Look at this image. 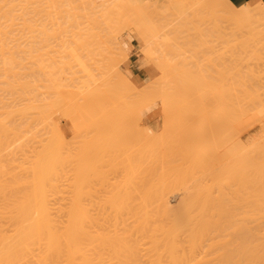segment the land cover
Here are the masks:
<instances>
[{"label":"rangeland","instance_id":"obj_1","mask_svg":"<svg viewBox=\"0 0 264 264\" xmlns=\"http://www.w3.org/2000/svg\"><path fill=\"white\" fill-rule=\"evenodd\" d=\"M3 1L4 0H0V3H2L0 5V7L2 6L0 11V22L3 25L5 23V18L3 20L2 16H5L6 19H8L7 17L9 16H14V19L12 18V21L16 23L18 21L19 22L17 24L12 22L11 24L14 25L12 26L10 24L11 28L8 29L11 30L13 28L12 31H14V33H23V35H19V33L16 34L15 39L17 38V35L18 37L23 36L24 38L23 41L19 37L17 38L18 41L16 40V42L22 40V43L20 42L19 45H21V48H23V50H27L30 43L32 44L30 48L32 50L33 45L36 44L37 46H39L40 49H38V47H34V50H39V54L37 56L43 66L41 70L43 78H45V66L53 63L56 73L55 77L58 80L61 79L62 82L59 83L58 81V84L55 86L53 91L54 93L52 95H48V93L46 94V89L43 86L45 85L44 82L42 86V83L39 85L31 83L28 76L30 75V73L33 74V71H28L31 68L34 70L36 66L32 62L28 61L29 59H31L28 55L30 49H28V53L25 50V55L27 54L26 56L29 57L27 58L25 56V60H27L26 62H24L25 67L26 65L27 68L28 65L29 67L33 65V67L27 69L26 74L28 77V82L26 78L24 83L27 84V86L23 87L22 85V87L25 89V92L27 91V94L24 93L23 95L22 93V97H19V95L17 97V95H15L16 98H13L9 94L7 96L6 92H0V125L2 124L1 122H3V124L7 126V129L9 128L8 131H10L11 129V133H13V127L11 128V126H14V131H16L15 134L10 135L9 138L6 135L7 133H9L7 130L6 133H3V135L5 134V136H7L8 140L7 138L3 139V137L0 136L3 140L9 142L5 143V145L1 147L3 151L1 150L0 152L3 156L0 154V159L4 158L3 160H7L5 158H9V156H7L9 154L10 156L12 155L11 159H13L12 157L14 156L13 161L15 160L14 162H12L11 159H8L10 160V162H12L14 167L10 166L9 162H7L8 160L5 161V165L10 167H6L4 165V161L0 160V163L2 162V164L0 165L1 168L3 166V168L0 169V172L5 167L6 172L7 168L8 170H10V168H13L11 170L13 171L12 173H14L13 175H15L16 178H26L25 181L22 180L23 184L26 181L28 182L27 179H33V175L36 176L33 169H31V172H29L28 169L26 170L31 174L33 172V178L31 177V179L30 177L27 178L26 175L28 173L26 171L24 173L23 170L25 169V167L28 168L29 166L30 168V166L36 167L38 165H35L33 161L37 160L35 159L37 154H41L39 153L41 148V152L43 151V149H45V146L49 141L47 140V138L49 139L48 136L50 135H48V132L51 133L50 131L53 122L57 123L58 120H60V113H67L66 110H63L62 112L60 110V108L65 109V106L68 105L66 103V105L64 104L62 106V104L65 103L64 100H71L69 105H72L74 107V111L79 108L78 105H84V101L86 100L87 106H89L88 108L90 109V107L92 108V106H96L95 109L98 110L100 115L111 114L114 116H118V118L115 120L114 126L106 131L108 139H104L105 141L101 139L103 141L100 142L99 137L101 133L97 128H94L93 131H90L86 127L81 126V129L77 128V130L75 129V131L70 130L71 132H73L72 135L70 134V131L66 132L69 133L70 138L68 135L64 136L65 133L62 134V137H64L63 143L67 136L69 138V142H67V140L65 141L67 145L62 144L63 147H68L66 148V150L65 148H63V151H66V153H64V156L65 154L68 155V157H65L66 160L70 157L75 159V157L77 158L80 155L81 150L83 149V141L92 139L90 145H93L94 148L95 146L98 147L100 145H103L101 149V151H103H100L99 156H101L102 154L103 156L107 157H103L104 160L101 158V161L97 160L102 163L101 166L98 164L99 162L97 163V161H93L97 159L95 157V154L93 155V153L96 152L95 149L92 148L93 146L91 147V149L94 150V152L93 150L91 151L93 157L91 156L90 151L87 153L88 157L91 156L90 159L86 157L87 161H89L88 164L94 165V163L96 162L98 164H95L96 167L99 166V168H95L94 166L91 168L95 169V172L92 170V172H94L95 174L99 173V175L97 174L99 179H95L97 175L94 176V173H88V178H90L89 183L92 187L91 191H95L96 189V192L100 193V191L102 190L107 191L111 189L112 186H118L120 184L123 185L122 183L124 182V178L126 177V169H129L130 166L127 165L128 163H124V159L126 160L128 158H122L125 155V153H121L122 151L126 152L128 155L136 154V158H134V155L133 157L131 155L134 160H137L139 155L140 157H142V153V155L144 156L146 153L151 152V154L149 153L145 155L147 157H142L143 160H139V163L142 164L140 170L139 168H135L131 165V167L137 169V172L138 170L140 172H138L139 174L136 172L137 175L135 177L137 179L135 178V180L132 182L133 184L130 185L135 187V189H131L132 193L136 194L143 192V190H141V185H145L144 183H147L152 187H150L151 189L148 190L149 193L151 192L152 194H154V196L162 193V195H164L166 199L168 198V202L170 201V198L178 192L179 194L181 192H186L185 194L190 193V198L188 196H184L186 201L184 199L181 200V198H183L181 197L180 200L175 202V204L177 202L183 204V201L187 203L188 198L189 201H191V197H193L194 199V197L199 196L198 198H195L199 201V205H195V211H199L201 210V208H203L202 210H204V208H207L204 210V212L210 210L211 208H214L215 210V203L217 204V202H221L222 206L224 203V205L226 206L225 208L232 212L231 209L234 207V205L239 203L238 206H236L238 210L234 207V209L236 210L232 209L233 212H238V214L241 215L239 211L242 212L241 210L244 211V209L248 208L247 211H249V216L247 213L246 214L249 217V221L248 219L247 221L244 220L242 218V215V217H240L244 222L248 223L247 227H249V229L257 227L258 231L256 232V239L259 243L264 244V71H262L264 70V42L263 44H261L262 46H255L253 44L257 40L262 39V36L264 35V11L261 10L264 8V5L257 2H251L241 8H235L229 3L228 7L226 6L227 9L225 8L224 10V8H221V10H224V13H222L223 10L222 12H220L219 8L221 7V5L223 6V4L219 0H142V2L131 0L134 3V7L136 8L134 10V7H131L134 12L136 10L139 11L138 9L141 10V13L144 11L140 15L136 11V13L139 15V17H136L135 13L136 19H140L144 15L145 19L146 17L148 19L147 21H144L141 18L139 21H143L139 22L134 17L136 21L134 22L138 23V25L142 23L143 25L147 24L149 25V27L151 26L155 28L154 39L153 41H150L151 43L149 42L150 46L149 44L148 46H146L147 44H144V41H147V39H144L146 38V36H148L146 35L147 31L145 29L142 30V28H136L139 31L138 32L134 27V30L136 31L135 32L133 28L132 30H129L128 28L130 25H132L131 22H126L128 16L130 15L129 11L132 10L130 8V10L128 9L129 6L128 4H126L129 2L128 0H19V2L21 3H19L18 0H13L14 2L11 0H6L4 2ZM177 1H182L184 3L185 13H177V11L174 10L177 8V6L174 5V3ZM131 3L129 4L131 5ZM219 3L220 6L218 5ZM21 8L23 9V11H21ZM6 10L11 12L9 13ZM120 11L121 13H119ZM127 11L129 12V15ZM11 13H13V15ZM15 13L18 14L19 20H17L18 16L17 14L15 15ZM245 13L249 14L246 15ZM27 16L31 20H29ZM131 16H134V13L131 14ZM22 17H24L25 19ZM49 17L50 20H48ZM23 19L26 22L23 21ZM125 19L126 21H124ZM26 24H28L29 26L32 24L31 26L33 29L28 25L25 27ZM146 27L149 29L148 32H151V34H153L152 31H150L153 28L150 29L148 26ZM20 28L21 30H25L22 32ZM36 28L39 30H36ZM33 30H35V32H33ZM127 30H129V32H127ZM37 32L40 33V35ZM48 34L51 35H49V38ZM128 34L130 36H132L131 34L134 35V37H131L134 39L131 42L129 41L131 38L127 37L129 36ZM136 35L137 40L135 39ZM140 35L142 37H140ZM150 37L152 38V35ZM33 38L36 39V42L32 40L33 42H35V44H33V42H30V40ZM38 38L41 39V42H39ZM46 38H48V40H46ZM120 38L122 39L120 40ZM122 40L127 42V45L129 47L128 49L129 51L131 50L130 52L127 51V53L125 50H123L122 47L125 48V46H122L120 44ZM146 50L149 51L147 52ZM30 63L32 64L30 65ZM257 66L259 67L257 68ZM244 68L245 70H242ZM235 70L237 79H240L241 83H243L242 81H245L244 83H249L248 87L246 84L241 85L240 81L237 82L238 80L236 78V81H233L232 77L234 75H231L235 74ZM129 72L131 75L129 74ZM251 81H255L256 83H252ZM29 82L31 84H29ZM257 82L259 85L257 84ZM232 83L237 84L236 87H238V84L241 85H239L240 92L239 89L234 87V84ZM254 84L256 86L258 85L257 88ZM27 87L32 88V90H26ZM236 89H238V91ZM245 89L247 92H249V94L245 91V95H241L243 94ZM235 90L238 93L235 92ZM183 91H185L186 93ZM235 93L239 96H237L238 98H240V96L242 98H244V96L247 97L248 95L251 97L254 96L256 102H254V99L251 98V100L253 99L252 106L250 104V106L245 105V107L247 106L248 108L242 107L245 104L244 101H246L247 103H251V100L249 99L250 97H248V99L245 98L246 100L244 99V101L241 100L242 98L238 99L240 100L238 101L236 100L237 97L235 99V97L233 96L235 95ZM184 96L185 98H183V100L180 99ZM186 97L188 98V101H184L185 99L187 100ZM54 99L59 100V111H56L54 116V119L55 117H57L58 119H51L50 116L48 119H45V117L42 116L43 113L41 114L39 112H43V110L45 112L44 108L46 106H43V104L48 105L50 102L52 103ZM257 100H259V103H257ZM235 102H241L239 104L242 105L243 103V105L240 106L236 103V106ZM199 103H201V105H199ZM253 107L256 110L255 112L253 111ZM244 108L247 110L244 111ZM66 109L68 110V107ZM232 109H235L237 112L235 111V113ZM20 110H23L24 112H21ZM52 110L53 109H51V111ZM238 110H240L241 114L238 112ZM248 110H250L249 112L253 111L254 113L249 114ZM5 111H13L14 113L10 115V112L7 113ZM246 113L248 114L246 115ZM237 114L241 115V117H239L238 119L240 120L241 118L240 121L235 120L239 116ZM260 115L262 116L259 118ZM63 116L64 115L62 114L60 118H63ZM242 116H244V118ZM74 119L75 118H73V123ZM45 121L46 123L44 124ZM235 121L238 122L234 124ZM257 122H260V124ZM242 123L245 124L243 125ZM252 125L254 127H252ZM6 126H4L5 129ZM16 127L18 130L15 129ZM202 127L204 128V131L201 130L203 129ZM248 127L252 128L248 129ZM0 129L2 133V129H4L3 125L0 126ZM201 134H203L204 137H201ZM145 136H147V138H145ZM235 136L237 137L234 138ZM238 137L240 143L243 144L246 147L245 149L247 150V157L246 155L244 156V159L246 157V161L248 158V164H246L247 169H245L244 167L243 163H246V161H242V156H238L236 152L234 153L236 148L235 143H238V141H236ZM0 141L1 143H3L1 139ZM108 141H114L116 145L119 146V148L116 149V151L118 150V152L114 150L115 152L113 151V153L111 151V156H109V149H106ZM232 145H235V148ZM258 146L259 148L257 149ZM192 147H194L195 149L196 147L199 149L201 148L200 150L202 158L200 152H198L200 150L196 149L198 150L197 153H199L196 154V150H192ZM144 149L146 150L144 151ZM70 150L71 153L74 152L73 154L75 155V157H73V154V156L69 157V155H71L68 154ZM79 150L80 152L77 156L76 154ZM232 150L234 151L232 152ZM106 151L107 153H109L106 154ZM139 151H141V154H138ZM203 152H205L206 155L203 156ZM103 153H105V155ZM187 153H189L190 157ZM232 154L233 156L235 154V157H233ZM41 156L44 157V155ZM236 156H238V159H236ZM43 157H41V160ZM72 158L70 159L72 160ZM240 158L242 159V163L239 160ZM75 160L72 162L74 163V166L72 165V163H68V168H71L70 166H72V169H69L70 171L68 172L69 174L70 172L73 173H71L72 175H69L70 177L74 175L73 168H75ZM28 161L29 163L30 161H32L33 163H31L34 165H30L31 163L28 165ZM109 161L111 162L109 163ZM143 161L144 164L142 163ZM199 161H202V163H200ZM122 164H126L127 166H129V168L126 167V165L124 166V168ZM133 164L136 165V162H133ZM140 164L137 163L138 166L136 167H140ZM200 164L201 166H199ZM236 166L237 168H239V170V166L245 169L246 172L241 168V170H243L242 173L245 172V175L247 174L246 176L248 178V180L245 179L247 181H244L246 185H243V187H247L244 188V190H247V192L242 193V195H248V205L246 208H241L242 206L240 207L241 204H245V200H243L244 197L242 198V195L241 200L243 203L241 202V200H239L241 192L244 191L242 190L243 187H240L241 185L239 186V184H237L238 180H235V184H237L241 189L240 194L238 195L239 188L237 185H234V182L231 179H236L239 175V172L241 171H238L237 168H235ZM39 167L37 168V171H39ZM97 169H100L99 171H101V175ZM233 169H236L238 171V175L237 173H235L236 178L235 176H231L233 175ZM151 171H153L154 175L151 174ZM6 172L0 173V184L2 186L0 188H3L9 181V177L7 174H12H5ZM90 173L92 175H90ZM243 175L244 174H242L241 176L244 178L245 175ZM99 176H102V178ZM11 179L15 180V178H12V176ZM146 179L149 181H147ZM242 179L241 177L239 179V181L241 180V183H243ZM102 181L103 183H100ZM63 182H65L64 188H60L59 192L61 191L62 194V192L65 191L63 193L66 195L68 194L67 192L70 193L71 190L68 187L69 185L67 186V183L69 184L70 182L66 181V178H64L62 182H59V186L61 185V187H63ZM20 183L22 182L20 181ZM176 183L178 184V187L180 186V189L178 187V189H176ZM191 183L193 184L191 185ZM19 184L15 185L17 187L14 189H17ZM28 184L26 187H28L29 189ZM194 185H196L197 187L195 189L199 191L198 192L194 190L195 192H193L195 194L191 192ZM232 185L234 186L232 187ZM235 186L238 188V191L236 190V192ZM10 187L9 191L11 192V189H13L12 185ZM23 187H25V185ZM14 189L12 190L13 193H15V195L18 194V190L16 193V190L14 192ZM0 190V194L5 193L7 195V191L4 190V188ZM233 190L234 192H232ZM3 191L4 193H2ZM28 191H30V189ZM26 192L27 191H25V194H27ZM29 193L30 192H28V194ZM231 193L237 195V197H235L234 195V198H236L239 202L237 201L236 203L232 201L233 203H231V200H235L233 198V194ZM191 194L194 196H191ZM230 194L232 195L231 197ZM255 194L257 195L255 196ZM8 196H0V235L3 234V236L7 235V237L11 236L10 238H13L17 230H19V228L17 227L14 228V222L17 223V226L19 225L20 215L24 217V215L22 214L23 211L21 209L22 207L24 208V206H19L21 209L20 211L18 210L19 204H16V206H14L17 211L22 213H19V216L15 215L13 218V215L10 214V212H13L11 211L12 209H10L9 211V206L7 207V202L9 201L8 199L11 200L12 197L8 198ZM22 199L24 201L25 198L23 197ZM13 201L15 203V201L17 200ZM198 201L197 203L195 202V200L193 202L198 204ZM204 201L205 203L206 201L208 203L204 204ZM4 202H6V204ZM14 203L12 205L10 204V208L15 205ZM16 203H18V201ZM25 204H27V200L22 205ZM226 204H228V207ZM230 204L232 205V208ZM173 205L174 204H168L167 207H169V209H172L173 207H175V205ZM177 205L176 207L178 210V207L180 205ZM183 206L188 207L189 205L187 206V204H183ZM183 206H180L181 209ZM223 208L222 211L224 210ZM239 208H241V210H239ZM5 209H7V211L9 212H6ZM181 209H179V211ZM185 209L188 210L190 208H184V210ZM220 210L221 209H219V212H222ZM195 211H193V213H195ZM229 211L226 212L229 214ZM15 212L12 214H15ZM201 212L203 214V211ZM219 212L218 214L220 216ZM206 213H204L203 215H205ZM214 215L215 213H213L212 215L213 218ZM223 215L225 214L223 213ZM16 216L18 219L16 218ZM212 216L209 218L213 219ZM23 217H21L22 221ZM237 217L234 218L240 219ZM216 219L214 218V220ZM232 219L233 218H231V222H233ZM236 219H233L234 222ZM207 220L209 219L207 218ZM211 221L213 220H210L209 223H211ZM216 221L218 222V220ZM243 221H241L242 223H240L243 224ZM231 222L227 224H230ZM209 223L207 222V224ZM219 223L220 225H222L221 221ZM235 223L236 225H238L237 222ZM243 225L246 226V224ZM13 230L16 231L14 235ZM18 233H20V230L18 231ZM5 236L4 238H6ZM16 237H14L13 240ZM34 249L35 247H32L31 251H34ZM35 251L34 254L36 253ZM31 255L34 257L36 256V254L33 255V252Z\"/></svg>","mask_w":264,"mask_h":264},{"label":"bare ground","instance_id":"obj_2","mask_svg":"<svg viewBox=\"0 0 264 264\" xmlns=\"http://www.w3.org/2000/svg\"><path fill=\"white\" fill-rule=\"evenodd\" d=\"M4 1H6V0H4ZM11 1H13V0H11ZM128 1H126V2H128V3H126L129 6L128 9L129 8L132 9L131 7H134V3L131 0H128ZM135 1L136 2L137 1L142 2V0L141 1L135 0ZM219 1H221V3L223 4V6L221 5V7L219 8V11L222 12L223 9L221 10V8H224V10H225L226 6L228 7L229 2L227 0H219ZM18 2H19V0H18ZM19 3H21V2H19ZM129 3H131V5H133V6H131ZM1 4L2 3H0V5ZM28 4H30V3H28ZM11 5H10V8H11ZM174 5L177 6V8L174 9L175 11H177V13H185L184 12L185 11V9H184L185 5L182 1H177L174 3ZM218 5L220 6V3ZM20 6H21V4H20ZM1 7H0V11H1ZM15 9H17V8H15ZM135 9L136 8L134 7V10ZM8 10H6V11L10 13L11 11H8ZM134 10L132 9L129 11L130 15H129V12L127 11L128 15L130 17L128 16L127 21H126V19L124 21H126L127 23H128V21H129V23L131 22L132 25L129 24L131 27L130 26L128 27L129 30L130 29L132 30V28L134 30V27H135V29L136 28H139V29L142 28V30L145 29L147 31L146 35H148V36H146V38L144 39V40L147 39V41H144L145 42L144 44H147L146 46H148V44H149V46H150V43H151L150 41H153V39H154L155 28H153L151 26L149 27V25H147V24L143 25L141 23L138 25V23H135L136 17L137 16L139 17V15L142 14L144 11L141 13L140 9H138L139 11L136 10L137 13H139V15H138L136 13V11L134 12ZM224 10L222 13H224ZM261 10L264 11V8ZM21 11H23L22 8H21ZM30 11H28V12H30ZM35 11H37V10H35ZM2 12H3V10H2ZM17 13H15V15ZM119 13H121V11ZM133 13H134V16H131V14H133ZM135 13H136V17H135ZM11 14L13 15V13H11ZM20 14H21V12H20ZM245 14L248 15L249 13H245ZM17 16H18V14H17ZM2 17H3V20L5 18L6 24L4 23V25H3L0 22L1 23L0 24V84L1 85L3 84L2 86L0 85V87H4V86L5 87L0 88V92H3V93L6 92L7 96L9 94L13 98H16L15 95H17V97H18V95H19V97H22V93L24 95V93L27 92V91L25 92V89L23 87L27 86V84H24V83H25L26 78H27V82H28V77H29L30 78L29 81L31 83H35V85L36 84L39 85L42 83L41 84V86H42L43 82H44L45 85H43V86L46 89V94L48 93V95H52L54 93L53 91H54L55 86L58 84V81H59V83L62 82L61 79L58 80L55 77L56 73H55L53 63H50L46 66L44 65L45 66V69H44L45 70V74H44L45 78H43L42 71H41L43 66H42V63L37 56L39 54V50H34V47L35 48L38 47V49H40V48H39V46H37L35 44L36 39H34L35 38L34 37L33 39L30 40V42L35 41V42H33V44H35V45H33V50L30 49L32 46V44L30 42L29 43L31 45L29 44V48H27V50L26 49L25 50L28 53V49H30V52L28 53V55L30 56L31 59H29L28 61L32 62L36 67L34 66L35 67L34 70L31 68L28 71V72L33 71V74L30 73V75H29V73H28L29 76L27 77V74H26L27 69L30 67H33V65L30 67L28 65V68H27V65L25 67L24 62L27 61V60H25V56L27 54L25 55V50H23V48H21V45H19L20 42L22 43V40L24 41V38H23V36L22 37L19 36L22 40H19V42H16V40L18 41L17 38H19V37L17 35V38L15 39V37H16L15 35L18 34L19 32L14 33V31H12L13 28L11 30L8 29V28H11L10 24L12 22H14V21H12L14 19L13 18L14 16H12V17L9 16L11 19L9 17H7L8 19H6L5 16H2ZM134 17H135V19H134ZM22 18H24V17H22ZM141 18L144 21L148 20L147 17L145 19V15L142 16ZM24 19H23V21H25ZM140 19L137 18L136 20L139 21ZM17 20H19V16H18ZM29 20H31V19L29 18ZM33 20H34V18H33ZM48 20H50V17ZM121 20H122V18H121ZM143 20H141V21H143ZM15 21H16V19H15ZM141 21H139V22H141ZM14 23H16V22H14ZM27 25L28 24H26L25 27ZM36 26H37V24H36ZM146 26H148L150 29L153 28L152 30H150V31H152L153 34H151V32H148L149 29ZM18 27H19V25H18ZM14 28H16V27H14ZM30 28H32V26ZM20 30H21V28H20ZM24 30L25 29H23L21 31L23 32ZM36 30H39V29L36 28ZM129 30H127V32H129ZM136 31H138V30L136 29ZM33 32H35V30H33ZM38 34L40 35V33H38ZM19 35H23V33L22 34L19 33ZM31 35H29V36H31ZM46 35H47V33H46ZM49 35L50 34H48V38L51 36V35L50 36ZM131 35L134 37L133 34H131ZM137 35L135 37L136 40H137ZM151 35H152V38L150 37ZM132 36L129 35L127 37L131 38ZM140 37H142V36L140 35ZM148 37H149V39H148ZM39 38H38V40H39V42H41V39H39ZM48 38H46V40H48ZM122 38H120V40ZM150 39H152V40H150ZM49 40H51V39H49ZM132 40H134V39L131 38L129 41L131 42ZM263 42H264V35L262 36V39L257 40L253 44L256 46V45L263 44ZM13 43L16 45H14ZM17 43H18V45H17ZM120 44L122 46H125V48L124 47H122V48L126 52L131 51V50L129 51V49H128L129 47L127 45V42L122 40L120 42ZM146 51L148 52L149 50H146ZM260 51H262V50H260ZM34 53H35V56H34ZM252 53H254V52H252ZM252 53H250V54H252ZM26 57L29 58L28 56H26ZM247 57H248V55H247ZM259 60H258V62H259ZM254 61H256V60H254ZM237 62H238V60H237ZM32 63H30V65ZM238 64H239V62H238ZM245 65H247V64H245ZM260 65H262V64H260ZM235 67H237V66H235ZM258 67L259 66H257V68ZM242 70H245V68ZM34 71L36 72V75H35ZM262 71H264V70H262ZM234 73L235 74H232L231 76L234 75L235 77L233 76L234 78L232 77V79H233V81H236V79H237L236 70L234 71ZM257 74H258V72H257ZM247 75H248V73H247ZM243 76H244V74H243ZM251 77H253V76H251ZM245 79H246V77H245ZM239 81L241 83L240 79L237 82H239ZM30 82H29V84H31ZM242 82L243 83H241V85L246 84L248 87L249 83H244L245 81H242ZM251 82L254 83L255 81L254 82L251 81ZM258 82H257V84H258ZM232 84H234V83H232ZM22 85H23V87H22ZM186 85H189V84H186ZM236 85L237 84H234V87H236ZM239 85L240 84H238V87H236V88L239 89ZM246 85H244V86H246ZM244 86H242V87H244ZM257 86H256V88H257ZM247 87H246V89H247ZM30 89L32 90V88L27 87L26 90L30 91ZM238 89H236V90L238 91ZM246 89L244 90L243 94H241V95H245ZM236 90H235V92H237ZM33 91H31V92H33ZM183 92H185V91H183ZM239 92H240V89H239ZM247 93L249 94V92H247ZM11 96H9V97H11ZM233 96L236 99V97L238 95L235 93V95H233ZM238 97L236 100L242 98L241 96H240V98H238ZM248 97H250L249 98L250 100H251V98H253L254 102H256V99L254 98V96L251 97L249 95L247 97L244 96V98H242L241 100L244 101V99L245 98L248 99ZM183 98H185V96L181 97L180 99L183 100ZM253 99L251 100V103L250 102L247 103L246 101H244V103H245L244 106H242L243 103H242V105L239 104L241 102H238V103L235 102V104L237 103L242 107H245V105L250 106V104L252 106ZM184 101H188V98H187V100L185 99ZM238 101H240V100H238ZM258 101L259 100H257V103H259ZM64 102L65 103H63L62 106L64 104L66 105V103L68 105L65 106V109L60 108V110H61V112L63 110L64 111L66 110L67 113L65 112V114H64V112H62V114L64 115L63 118L61 117L62 119L60 118V116H62V114L60 113V116H59L60 120H58L57 123L53 122V125L51 126L52 127L51 131H50L51 133L48 132V135L49 134L50 135L48 136L49 139L47 138V140H49V141L47 144L45 143L46 144L45 149H43V151L41 152L42 148H41V150L39 148V150H40L39 153H41L39 155L40 156L44 155V157L41 156V157H43L41 160V157L37 154L35 159H37L38 161L35 160L33 162L35 163V165H37V164L38 165L36 167L30 166V168H29V166H28V168L25 167V169L23 170L25 173V171L27 169L29 172H31V169H33L35 171L36 176L33 175V172L31 174V173H28V171H26V172L30 175H28L26 173L27 174L26 176H27V178L30 177V179H31V177L33 178V176H34L35 179L34 178L31 180L27 179L28 182L26 181L27 183L24 182V184H23L22 180L25 181L26 178L25 179H19L17 177L18 178L17 179L16 176L13 175L14 173H12L13 171L11 169H13V168H10V170H8V168H7V172L5 171L6 167H10V166L14 167L12 164V162L15 161V160L13 161L14 156L12 157L13 159H11L12 155L10 156L8 154L7 156H9V158L8 157L5 158L7 160L11 159L12 162H10V160H8V161L3 160L4 158L0 159L1 161H4V165H5V161L9 162V164H10V166L5 165L6 167L3 170H1L0 173H3V172H6L5 174L12 173L11 175L7 174L9 177V181L11 179V176H12V178H15V180L11 179L10 182L8 181L9 183L8 182L6 183V185H5L6 187L5 186L3 187L4 190L7 191V195L3 191L2 193H4V194H0V196H2V195L8 196L10 194L8 196V198L12 197L13 200L18 201V203H16L17 201H15V203H14V201L12 199L11 200L8 199L9 201L7 202L8 203L7 207L9 206L8 207L9 211H10V209H12L11 211H13V212H10V214L13 215V218L15 215L19 216L22 213V212L21 213L19 212L21 209L23 211L22 214L24 215V217L20 215V218H19L20 223L18 226H17V223L14 222V224H15L14 228L17 227L20 230V233H18L19 230H17V229H16L17 232L13 230L14 231L13 235L16 232L14 237H16V235L18 233L17 237L14 240H13L14 237L10 238L11 236H8L9 237L8 238L7 235L6 236L4 235L7 238L6 239V238H4L3 234L0 235L1 236L0 237V264H264V244L259 243L256 239V237H257L256 232L258 231L257 227L249 229V227H247L248 223L244 222L241 219L242 216H243L242 218L246 221L249 218L248 217L249 211H247L248 208L244 209V211L241 210V208H243V207L246 208L248 205V199H247L248 195L247 196H245L244 194H243L244 196L242 195L243 192H247V190L246 191L244 190V188L246 186L243 187V185L245 184L244 181L248 180V178L246 176L247 174L245 175V172H246L245 169H247L246 164H248V162H247L248 158L246 161L247 150L245 149L246 147L240 143L239 137L236 141H238V143H240V144L235 143L236 148H235V145H232L235 148V151L232 150V152L234 151V153L236 152L238 156H242L241 158H243V160L240 158L239 159L240 161L241 160L246 161V163H243L245 169H243L241 166H239L240 170L242 168L245 172L242 173L243 170L240 171L239 168H237V166L235 167V168H237L238 171L241 172V175L244 174L246 176V178L244 175H243L244 176V178H243L240 175V172L238 175V171L236 169L235 170L233 169L235 172L234 171L232 172V170H231V172L233 173V175H231V176L232 177L235 176V178H236L235 173H237L238 176L236 179H233V178H231V179L234 182V185L239 184V186L241 185L240 187H243L242 190H244L240 194V191H241L240 187L237 185L239 189L236 186H235L236 189L234 188L235 192L237 189L239 190L238 195L240 194V199H239V197H238V199L241 200L244 197L243 200H245V204L247 203L245 205L241 200V202L243 203L244 206L242 204L240 205V207L241 206L242 207L239 208V210H241L242 212L239 211V213H241L242 216L239 215L238 212H233V210H232V209H234V207L236 208V206H238L239 203L236 205L233 204L234 205L233 208H232V205L230 204L231 208H232L231 211L233 212V214L235 213L234 215L227 208H225L226 206L224 205V203L222 206L221 202H217V204L215 203L217 208L215 205H213V206H215V210H214V208H211V209L208 208L211 210V212H210V210H208L209 211V214H208V211L204 212V210L207 208H204V210H202L203 208H201V210L198 209L199 211H197V210L195 211V208H196L195 205H199V201L196 200L195 198H198L199 196L196 195L197 197H194V199H193V197H191L192 199H190L191 201H189L190 193L185 194L186 192L185 193L181 192L183 194L182 195L181 193L179 194V192H178L173 197H171L170 201L168 202L167 201L168 198L166 199L164 197V195H162V193L161 194L156 193L157 195H155V196L151 192L149 193L148 190L151 189L152 187L149 186L147 183H144L145 185H141V190H143V192L136 193V194L132 193L131 189H135V187L130 186V185L133 184L132 182L135 180V178H136L135 176L137 175V173L139 172V170L142 166V164L139 163V160H143L142 157H144L146 154H149V153L151 154V152L146 153L143 156L142 155L143 153L141 154V151H139L138 154H141L142 157H140V155H139V157H138L139 159L137 158V160H138L137 161L136 159L134 160V158L137 157L136 154L135 155L133 154L135 157L132 158L133 157L132 154H129L130 155V157H129V155L126 152L122 151L121 152L122 154L123 153H125V155L127 154L126 156L124 155L122 158L123 159H124V157L128 158L126 160L124 159L125 162L124 161L123 162L126 164L128 163L127 165L130 166V168H129V166H127L126 164H124V165L122 164L123 167L126 165V167L129 168V169H126V177L124 178L125 183L123 182L122 183L123 185L120 184L118 186H112L111 189H109L107 191L102 190L99 193V192H96V189H95V191H91L92 187L90 186V183H89L90 178H88V175H89L88 173L92 172V170L93 171L95 170V169H91L93 166L95 168H99V166L96 167L95 164H97L99 162L98 164L101 166L102 163H100V161H101L100 159L101 158L103 159V157H107V156H103L102 154H101V156H99L103 145L102 146L100 145L98 147L95 146V148H94L93 145H90L92 139L88 140L89 142L83 141L84 146L82 145L83 149L81 150L80 155L78 156L80 150L78 152L76 151L77 154L75 153L78 156L77 157L78 160L75 157V155L73 154L74 152L72 151L73 153H71V150H70L69 153L67 152L68 154H71V155H69V157L74 155L73 157H75L76 160L74 158L70 157V158H72V160L70 158H68L67 160L70 159L71 161L70 160L67 161L65 157H68V155L65 154V156H64V153H66L65 150L68 147L67 146L63 147L62 144L67 145V143L65 142L66 140H67V142H69L68 140H69L70 136H69V133H66V132H69L70 130L75 131V129L77 130V128L81 129V126L86 127L90 131H93L94 128H97L99 130V132L101 133V135L99 137L100 142L103 141L104 139L106 140V139H108L106 131L109 128H112L114 126L115 120L118 118V116H114L111 114L100 115L98 110L95 109L96 106L95 107L92 106V108L90 107V109L88 108L89 106H87L86 100L84 101L86 105L85 104L84 105H78L79 108H77L76 111L73 110L74 107L72 105H69V103L71 102L70 99H68V100L65 99ZM58 103H59V100L54 99L53 102L52 103L50 102L48 105L43 104V106H46L44 108L45 112L43 110V112L40 111L39 113H41V114L43 113L42 116H44L45 119L46 118L48 119L49 116L51 119L52 118L54 119L55 112L59 111ZM181 103H180V105H181ZM260 103H261V101H260ZM237 104H236V106H237ZM199 105H201V103H199ZM67 107H68V110L66 109ZM245 108H248V107L246 106ZM245 108H244V111L247 110ZM51 109H53L52 110L53 112L51 111ZM235 109H237V108H235ZM235 109H232V110H234V112H235L236 111ZM249 111L250 110H248V113L251 114V113H254L256 110L254 108V110H253L254 112L253 111L249 112ZM263 111H264V109H263ZM5 112H7V113L10 112L9 113L10 115H12L14 113L13 111H5ZM238 112L240 113V110H238ZM248 113H246V115ZM52 114H53V116H52ZM240 114H237L239 116L235 120H238L239 117H241ZM255 114H257V113H255ZM232 116H233V113H232ZM244 116H242V117L244 118ZM261 116L262 115H260L259 118ZM56 118L57 117H55V119ZM73 118H75L74 123H73ZM104 118H105V120H104ZM230 118H233V117H230ZM240 120H241V118H240ZM240 120H238V121H240ZM48 121H50V120H48ZM238 121H235L234 124H236ZM231 122H233V121H231ZM1 123L2 124L0 126L3 125L4 129H2V130L5 131V132L2 131V133H1V129H0V136H2L3 139H6L7 136L9 138L10 135L15 134L16 131H14V126H11V124H10L11 128L13 127V129H12L13 133H11V129H10V131H8L9 128L7 129V126L5 124H3V122H1ZM45 123H46V121L44 122V124ZM245 123H242V124L244 125ZM257 123L260 124V122H257ZM234 124H232V125H234ZM253 125H254V123H253ZM253 125H252V127H254ZM4 126H6V129ZM252 127H248V129L252 128ZM15 129H17V127ZM6 130L9 132L6 134L7 136H5V134L3 135V133L7 132ZM201 130L204 131V128ZM234 132H236V131H234ZM72 133L73 132H71L70 134L72 135ZM62 134H64V136H66V135L69 136V138H68V136L66 137L68 139L65 138L64 143H63L64 137H62ZM203 134H201V137L203 136ZM236 137L237 136H235L234 138H236ZM8 138H7V140H8ZM145 138H147V136H145ZM0 139L4 143L3 144L0 141V151H1L2 150L1 147L3 145H5V143H9V142L3 140L1 137H0ZM101 139H103V140H101ZM68 145H69V143H68ZM6 147H7V145H6ZM82 147H80V148H82ZM91 147L93 149H95L96 152H94V150L91 149ZM63 148H65L64 151H63ZM118 148H119V146H117L114 141H108V145H107L106 149L107 150L109 149V152H110L109 156H111V151L112 152L114 150L116 151V149H118ZM258 148H259V146L257 147V149ZM120 149H119V153H120ZM122 149H123V147H122ZM191 149L196 150L199 148L196 147V149H195L194 147H192ZM92 150L94 152L93 155L95 154V157L97 158L93 161L100 160V161H97V163L95 162L94 165L88 164L89 161H87V159H86V157L88 159L91 158V156H92L91 151ZM145 150L146 149H144V151ZM89 151L91 152V156L89 155L90 157L87 156V153ZM197 151L198 150H196V154H199V153H197ZM116 152H118V150ZM198 152H200V155H201V150ZM108 153L106 151V154H108ZM119 153H117V154H119ZM203 153H204L203 156L206 155L205 152H203ZM0 154H1V152H0ZM103 154L105 155V153H103ZM187 154L189 156V153H187ZM131 155H132V157H131ZM245 155H246V157L244 159ZM150 156H153V155H150ZM232 156H233V154H232ZM238 156H236V159H238L237 158ZM145 157H147V156H145ZM195 157H196V155H195ZM233 157H235V154ZM38 158L40 159V161ZM201 158H202V155H201ZM205 158H206V156H205ZM193 159H194V157H193ZM74 160L76 162L75 168H73L74 175L70 177L69 175L72 172H70V174L68 172L72 169V166H70L71 168H68L69 167L68 163L70 164ZM242 161H241V163H242ZM31 162L32 161H30V163ZM39 162H41V163H39ZM91 162H92V160H91ZM110 162L111 161H109V163ZM133 162L134 163L136 162V165L133 164ZM30 163L28 161L27 164L29 165ZM32 163L30 165H34ZM137 163L140 164V167H136V166H138ZM142 163L144 164V161ZM193 163H194V161H193ZM200 163H202V161ZM1 164H2V162L0 163V165ZM9 164H7V165H9ZM73 164L74 163H72V165ZM189 164H191V163H189ZM39 165H40V167H39ZM113 165H115V164H113ZM113 165H110V166H113ZM131 165L134 166L135 168H139L138 172H137V169L131 167ZM196 165H198V164H196ZM230 165H231V161H230ZM199 166H201V164ZM38 167H39V169H38L39 171H37ZM2 168H3V166H2ZM2 168L0 166V169H2ZM34 168H36V169H34ZM200 168H202V167H200ZM155 170H157V169H155ZM94 172H92V173H94ZM99 172L101 175V171H99ZM151 172L150 173L153 174V171H151ZM66 174L69 176V178ZM97 174L99 175V173H97ZM97 174L94 173V176ZM90 175H92V174L90 173ZM98 175H97V177H95V179H99ZM99 177L102 178V176H99ZM240 177H241V179L243 178L242 179L243 183L240 182L241 180L239 181ZM64 178H66V181L70 182L69 184L67 183V186L69 185L68 187H69V189H71L70 193L67 192L68 194H66V195L63 193L65 191H63L62 194H61V191L59 192L60 188H64L65 182H63V184H62L63 187H61V185L59 186V182L60 181L62 182L64 180ZM16 179H17V181H16ZM67 179H69V180H67ZM245 179H247V180H245ZM235 180H238L237 184H235L236 183ZM20 181L22 183H20ZM147 181H149V180H147ZM16 182H18V183H16ZM14 183H16V184H14ZM19 183L21 184V186ZM100 183H103V181ZM182 183H183V181H182ZM17 184H19L18 188L14 189L17 187V186H15ZM27 184L29 186L30 191H28L29 189H28V187H26ZM192 184L193 183H191V185ZM7 185L9 187L12 185L14 192L16 190V193H17V190H18V194L15 195V193H13V191H12L13 189H11V192H10L9 187ZM13 185H14V187H13ZM24 185H25V187H23ZM176 185H177L176 189H178V188L180 189V186L178 187L177 183H176ZM234 185H232V187ZM0 187H2L1 184H0ZM19 187H20V189H19ZM3 188H0V189H3ZM21 188H22V190H21ZM193 188H192L191 192L196 190L195 189V188H197L196 185H194ZM26 189H28V190H26ZM103 189H104V187H103ZM105 189H107V188H105ZM19 190H20V192H19ZM186 190H187V188H186ZM188 190H189V188H188ZM23 191H24V193H23ZM25 191H27L26 192L27 194H25ZM196 191H198V190H196ZM8 192H10V193H8ZM28 192L32 193L33 196L30 193L28 194ZM187 192H189V191H187ZM194 192H193V194H195ZM232 192H234V190ZM20 193L21 194L23 193L24 195L22 194L23 195L22 196ZM231 194H233V198H234V195H235V197H237L236 194H234V193H231ZM231 194H230V197L232 196ZM241 195H242V198H241ZM256 195L257 194H255V196ZM30 196H32V197H30ZM184 196L185 197L188 196L189 198L187 199V203L183 201V204H187V206L188 205L190 206V204H191L190 207L189 206L184 207L185 205L183 206V204L180 202H177L175 204V202L180 200L181 197H183V198H181V200L184 199L186 201ZM191 196H194V195L191 194ZM23 197L25 198L24 201L22 199ZM16 198H19V199H16ZM234 199L235 200H231V203H233V202L237 203L238 200L236 198H234ZM20 200H21V202H20ZM26 200H27V204L22 205V204H24V202H26ZM194 200L196 203L198 201V204L194 203L193 202ZM255 200H257V199H255ZM12 202L15 205L12 206L13 208L12 207L10 208V204ZM4 203L6 204V202H4ZM207 203H208L207 201H206V203L204 201V204H207ZM218 203L221 205H219ZM16 204L17 205L19 204L18 207L21 205L20 207L24 206V208L22 207L20 209V207L19 208L17 207L19 210V211H17V209L14 207V206H16ZM168 204H170V205L174 204L175 207L178 204V205L183 206V207L181 209V207L179 206L178 210H177V207L176 208L171 207L172 209H169V207H167ZM192 205H193V207H192ZM226 205L228 207V204H226ZM131 206H135V207H131ZM151 206H154V207H151ZM263 206H264V204H263ZM174 208H175V210H174ZM184 208H190L191 210L190 209L184 210ZM192 208H194V209H192ZM222 208L224 209L223 211H222ZM179 209H181L180 210L181 212L179 211ZM219 209H221L220 211H222V212H219ZM225 209H227V210H225ZM229 209H230V206H229ZM236 209H234V210H236ZM5 210H6V212H9V211H7V209H5ZM15 210H16V212H15ZM182 211H184V212H182ZM193 211H195V213H193ZM201 211H203V214L206 212L207 213L205 215H203ZM226 211H229L230 215ZM14 212H15V214H12ZM198 212H200L201 214ZM218 212L220 213V216H219ZM210 213H212V214H210ZM213 213H215V215H218V216L214 215V218L215 219L217 218L216 220H218V222L216 220H214V218L212 216ZM223 213L227 216L223 215ZM246 213L248 214V216ZM191 214L194 216H192ZM236 214L238 217L236 216ZM195 215H197V216H195ZM17 216H16V218H17ZM211 216L213 219L209 218ZM229 216H231V217H229ZM245 216H246V218H245ZM21 217H23V221H22ZM205 217H207L209 220H207V218H205ZM234 217H237L240 219H236ZM223 218H224V220H223ZM231 218L236 219L235 222H237L238 225H236V223L234 222L233 219H232L233 222H231ZM210 220H213V221H211V223H209ZM240 220L243 221L244 222L243 224H246V226L241 224L242 222ZM220 221H221L222 225H220V223H219ZM228 221L231 223L227 224V223H229ZM248 221H249V219H248ZM207 222L209 224H207ZM0 234H1V232H0ZM32 247H35L34 251L36 250L35 251L36 252L35 257L31 255L32 252H33V255H35L34 251L33 250L31 251Z\"/></svg>","mask_w":264,"mask_h":264},{"label":"crops","instance_id":"obj_3","mask_svg":"<svg viewBox=\"0 0 264 264\" xmlns=\"http://www.w3.org/2000/svg\"><path fill=\"white\" fill-rule=\"evenodd\" d=\"M227 1L235 8H241V7L246 6L247 4H249L251 2H257V3L264 5V0H227ZM129 74H130V72H129Z\"/></svg>","mask_w":264,"mask_h":264}]
</instances>
